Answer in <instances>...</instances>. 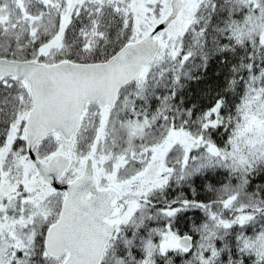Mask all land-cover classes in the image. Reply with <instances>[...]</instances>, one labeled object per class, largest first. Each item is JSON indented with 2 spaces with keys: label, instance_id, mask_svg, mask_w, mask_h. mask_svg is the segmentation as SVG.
Masks as SVG:
<instances>
[{
  "label": "snow or ice",
  "instance_id": "snow-or-ice-1",
  "mask_svg": "<svg viewBox=\"0 0 264 264\" xmlns=\"http://www.w3.org/2000/svg\"><path fill=\"white\" fill-rule=\"evenodd\" d=\"M0 264H264V0H0Z\"/></svg>",
  "mask_w": 264,
  "mask_h": 264
}]
</instances>
